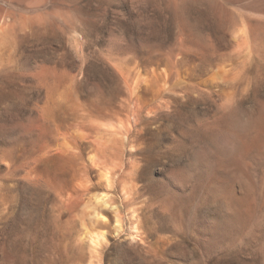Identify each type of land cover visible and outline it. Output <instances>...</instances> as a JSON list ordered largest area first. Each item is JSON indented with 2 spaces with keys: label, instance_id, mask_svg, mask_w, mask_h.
I'll list each match as a JSON object with an SVG mask.
<instances>
[{
  "label": "rangeland",
  "instance_id": "1",
  "mask_svg": "<svg viewBox=\"0 0 264 264\" xmlns=\"http://www.w3.org/2000/svg\"><path fill=\"white\" fill-rule=\"evenodd\" d=\"M120 14L117 13L116 16L117 19L122 20L123 25L119 23L112 32L106 27L74 23L70 27L65 26L64 29L58 28L56 32L58 35L54 39L32 40L29 38L17 41L11 39L14 42L6 40L0 43V264H59L60 259H64V264H264V207H262L264 204L261 196H258L260 195L258 187L261 182L262 166L254 162L251 166L253 169L248 168L254 178L249 174L248 178L242 171L247 170V167L236 168L234 174L230 171L231 169L226 171L229 168L225 166L222 169L223 164L220 166L222 157H224L221 151H226V146H231V143H228L232 138L228 140V137H233V134L231 132L232 135L228 136L229 131L232 130L235 136L241 127L243 130L240 129V133L245 132L249 124L248 120L244 122V119H248L250 113L244 114V111L251 112L252 105L249 102L241 104L238 100L239 96L230 100L219 97L211 99L208 96L209 99H207L195 91L199 79L212 73L213 67L210 63L225 66L231 59L230 57L236 54L235 50H238L234 39L236 27L200 28L199 38L182 46L177 41V36L183 32L182 28L176 26L137 27L130 22H124V15ZM163 35L167 38L164 39ZM142 37H150V39ZM178 47L182 49L179 50ZM186 47H188L187 50ZM176 52H182V55L178 56ZM167 55H170V58L176 57L173 59H177L176 61L180 64H185L178 65L181 77L174 75L168 83H165L160 79L159 74L165 67L164 62H166ZM209 58L214 60L209 62ZM120 63L125 67L123 69L130 79L136 76L134 78L141 80L142 84L149 82L151 87L153 84L152 88L155 91L157 89L167 90V92L162 90L165 93H158V90L155 93L160 94L161 100L158 101L168 105H162L161 110L159 108L154 110L151 107L147 110L146 105L142 107L143 109L140 108L142 110L138 115V127L153 130L146 133L145 138L134 133L131 137L133 140L125 139L126 145L120 141L117 144L118 149L113 142H108L111 147L107 148L110 152L107 158L100 156V151L93 147L86 150L84 154V156L87 154L85 163H88L90 156L93 155L105 162L109 160L108 165L121 161L124 167L122 169L124 174L120 173L122 176L118 174L119 178L116 176L117 178L113 179L114 185L101 181L100 186H97L99 177L89 182L92 193L95 188L103 189L101 191L105 193L108 192V197H111L110 202L113 201L112 204L117 205L124 222L123 231L118 233L114 230L112 235L114 237L97 252L90 246L89 238H80L74 229H69L74 231L70 234L69 232L63 234L56 232L54 201L52 200L54 195L48 185V177L39 170L44 163V160H41V151H43L41 147L49 137L43 128L45 124L53 123L56 130L54 138L56 141L60 139L61 143H68L69 139H71L69 142L72 141L74 135H78L79 130L85 131L91 142L93 141L92 143H96L99 137L105 141L103 136L107 138V129L104 126L101 129L95 128L97 124L113 121L119 123L128 114L132 115L135 109L134 104L128 100L127 85L118 69L115 68ZM121 64L118 67H122ZM46 65L51 68L57 67L60 73L65 71L63 82L54 92H52V86H48L49 83L46 85L48 80L45 81L43 75ZM155 71L156 73H153ZM158 72L160 73L157 74ZM145 78L148 79L145 80ZM184 94L185 97L182 98ZM151 95L153 94L143 95L145 101L143 105L155 97ZM56 100H62L63 104L70 102L75 107L80 106L82 110L75 109L83 111L82 115L84 114L87 118L83 120L80 117L76 122L71 116L72 121H70L71 118L67 111L62 112L67 120L49 116L44 109L48 105H56L54 103ZM233 101L235 108L236 106L240 108L239 111L236 109V112L241 111L235 114L236 116L226 113L228 107L226 111L223 107L227 104L229 106ZM241 108L244 109L243 115ZM222 111L224 115L229 114V118L224 116ZM244 115L247 117L243 119ZM230 116L232 118L234 116L235 120L232 118L230 120ZM243 123H247L248 126L245 125V128ZM100 130L105 133L103 136L97 133ZM236 130L238 132L235 134ZM93 133L94 135H90ZM117 137L121 139L120 136ZM226 138L229 141L227 145H225ZM121 155L123 158H120ZM205 161L211 165H208L209 167L213 166L212 168L219 176H216L215 172V183H212L214 185L210 186L209 192L207 194L204 192L203 195L202 190L199 194V189L197 191L192 182L189 184L187 179L199 166L205 165ZM220 168L221 171L225 170L224 172L227 173L221 172ZM240 170L244 177L240 176ZM185 171L189 172L188 175ZM220 173L223 174L220 175ZM225 174L226 177L222 178ZM228 174L231 176L229 178L231 181L224 183L223 181L228 179ZM251 177L254 180L256 178L255 183L250 179ZM243 178L247 181L245 182ZM216 179H219L220 184L223 183L224 186L219 185ZM119 184L122 186L127 184L132 195L125 197L123 192H120L122 186ZM250 185H253V188ZM90 189H81L82 194L79 193L80 196L78 194L77 197L71 199L76 202L73 207L74 211L71 208L72 213L70 210L65 213L64 220L72 222L76 219L77 225L80 224L78 228H81L83 221L80 211L84 207L85 200L87 201L92 195ZM248 189L253 191H251L253 195L254 192L258 194L257 198L254 196L257 203L253 201L254 204H252L251 201L243 198L246 197L244 193L245 195L250 194ZM232 191L236 193L233 194ZM236 194L242 197V200L244 199L241 204L244 207L250 204V212H254V214L246 213L247 215L242 212L244 216L239 214L241 215L237 216L239 219L244 217L240 219L242 220V223L239 222L240 225L237 222L239 219L232 214L233 206L236 205L232 197H238ZM48 195H51L50 198ZM230 201H234L235 205H232ZM90 209L89 206L85 210L90 212ZM232 216L235 217H233L234 220H237H232ZM88 218L89 216L85 217L86 220ZM134 221L135 224L139 222L141 225L144 222L149 223L153 231L165 237V252L162 251L165 254L160 252V255L156 257L147 245L138 243V239L133 240L132 236L130 237L132 226L135 225ZM59 237L64 238L62 249L65 256H61L55 249L54 244L59 242L57 241Z\"/></svg>",
  "mask_w": 264,
  "mask_h": 264
},
{
  "label": "bare ground",
  "instance_id": "2",
  "mask_svg": "<svg viewBox=\"0 0 264 264\" xmlns=\"http://www.w3.org/2000/svg\"><path fill=\"white\" fill-rule=\"evenodd\" d=\"M117 13L118 14L121 13L122 15H124V17H123L124 22L125 21H126V23L130 22L131 24H133L137 27H158V26H161L164 28V27L176 26V27L182 28L183 32L180 33L179 36H177V41L182 46L183 45L185 46V44L188 42H194L196 39H198L199 38L198 32L200 31L199 30L200 28H206L209 26H219V27H227V28H228V26H230V28H231V26L236 27V32H235L236 34L234 35L235 43L238 46V50H235V51H237L236 54L235 55L231 54L232 57H230L231 59H229L228 63L225 66L224 65L220 66V64L218 66L217 64L210 63V66L212 64V67H213L212 73L203 79H201V78L199 79V82L197 84L198 86L195 85L196 86L195 91H197L199 95H202L204 97L208 96L211 99H216V97H219L222 99L226 98V99L230 100V99H235L239 96L238 100H239V102H241V104L243 102L251 103V105H252V109H250L251 112L250 111H244V114L246 112L250 113L249 118L244 119L247 116L246 115L243 116L244 122H245V120H246V122L248 120L249 126L247 125V123H245V124L243 123L244 127H245V125L248 126L247 129L245 130L244 133L243 132L240 133V131H241L240 129H242L240 127L238 129L239 132H238V130L235 131V134H236V132H238L240 134L237 133L235 136H234V133L232 130L229 131L228 136L233 134V137L229 136L228 140H230V138H232L233 141L231 140L229 142L226 138L227 142L225 145H227V143L229 142L228 144L231 143V146L230 145H229L230 147L226 146V148H227L226 151L225 150L223 151L221 149L222 150L221 152H223L224 157L221 156L222 157V160H221L222 163L220 164V166L223 164L222 169H223V166H225V168H229V169H226V171L231 169L230 171L234 174H235L236 168H241V169L243 168L244 169L247 167V170L245 169L242 171H244L246 176L249 174V176L253 177V175L250 174V170H248V168L249 169L252 168L251 166L254 164V162H258V164H260L262 166V170L260 172V173H262L261 180H260L261 182H259L260 186L258 187L259 192H260L258 194H260V195H258L257 193L255 194V192H256L255 188H254V191H255L254 195H253V193H251L252 190L249 191V189H248L250 194L245 195V193H244V196H246V197H243V198H246L247 201L248 200L251 201V203L253 201H254V203H257V201L255 200V197L257 198V195H258V196H261L262 203L264 204V34H263L264 0H249V1H247V0H0V43L3 41H6V40H11V39H13V40L16 39V41L22 40V39H29V38L30 39L32 38V40L33 39H42L43 40V38H47V39L53 38L54 39V37L58 35V34H56L58 28L64 29L65 26L70 27L74 23L86 24V25H90V26H96L97 25L100 27H106L109 29V31L112 32V30L114 29V27L116 25L118 26L119 23H122L121 22L122 20L120 21L119 19H117V16H116ZM122 25H123V23H122ZM58 33H59V30H58ZM142 38L143 39H150V37L149 38L142 37ZM163 38L165 39V38H167V36L163 35ZM13 40H11V41L14 42ZM0 47H1V45H0ZM178 48H179V50L182 49V47H178ZM187 48L188 47H186V50H187ZM184 49H185V47H184ZM182 51H184V50H182ZM181 53L182 52L177 53V55L179 56ZM184 53L185 52H183V54ZM186 54H187V52H186ZM169 56L167 55V59L165 57V59H166V62H164L165 67L163 68L161 73L160 72L157 73V74L160 73L159 77H161L160 79L162 81H164L165 83H168V81L171 80V78L174 75L180 76V74H179L180 68L179 67L181 65L183 66L185 64V63L180 64L179 61H176L177 59L174 60L176 57H173L174 58L173 59V58H170ZM178 56H177V58H178ZM185 56L183 58H185ZM116 59L117 58H115V60ZM165 59H164V61H165ZM179 59H181V58H179ZM190 60L192 61V59H190ZM213 60L214 59L209 58V62L210 61L212 62ZM112 61L114 62V60H112ZM188 63H186V64H188ZM116 64H118V62H116ZM178 65H180V66H178ZM114 66H116V65H114ZM118 66H116L115 68L118 69L122 79H124V81L127 85L128 100L131 104H134L135 109L133 108L134 112H132L133 113L132 115H131V113L128 114V116L125 117V119L120 120L119 123L114 122V121L110 122V123H108V122L102 123L101 121H99L100 119H98V121L101 123L97 124L98 123L97 122L96 123L97 126L95 128L98 127L101 129V127L104 126L105 129H107L106 130L108 132V133L106 132L107 138L104 135L105 133L102 132L103 130H100L103 134L100 133V131L97 132V133L101 134L100 136L104 135L103 137H104L105 141L103 139H101V137H99L100 139L96 140V143L94 142L95 143L94 144V143H92L93 141L91 142L90 138L88 137V135L85 131H80L79 129H81V128H76L79 130L78 135L75 134L76 136L74 135V138L71 136L73 138V140L70 142H69V140H71V139L67 140L68 143H65V142L61 143L62 141L60 139H59V141H56L54 138V133H56L55 132L56 130L54 128L53 123L45 124V126L43 128L44 129L43 131L49 137H47V140L44 142V145L41 147L43 151H41L42 156L41 155L40 156L42 157L41 160L42 159L44 160V163H42L43 167L41 166L42 168H40L39 170L42 172V174H44L46 177H48L47 178L48 185L50 187L51 192H53V195H54V198L52 200L54 201V210H55V216H54L55 223L54 224L56 225L55 228H57V230L56 229L55 230H56V232L58 231L57 233L63 234L65 232H69V234H70V232L73 233L74 231H71L69 229H74L75 233H78L77 235L80 238L84 239L85 237H88L89 240L91 241L90 246H92L94 251H97V252L100 251L99 248L105 247V245H107L109 243V241L114 237V236H112L114 230L118 233L123 231V223L124 222H123L122 217H121L122 214L120 215V212L118 210L117 205H115V203L112 204L113 201L110 202L111 197L110 198L108 197V192L105 193L104 191H101L103 189L99 190L98 188H95L93 190V193H92V190L90 189V186H89V184L91 183L90 180L99 177L98 178L99 182H98L97 186H100L101 181L108 182V183H106L108 185L109 184L114 185V183L112 182L113 179L116 176L119 178L118 174H120V173L124 174V172L122 171V169H124L123 163H121V161H120V160H124V159H120L119 160L120 163L117 162V163L108 165L107 162L109 160H106V162H105V160H102L101 158L92 155L89 158V162L85 163L86 162L85 156L87 154L85 156H84V154H85L86 150L93 147L96 150L100 151V153H101V154H99L100 156H104L107 158V155H109V153H110V152H108L109 150L107 151V148L110 149L109 147H111L110 146L111 144L109 145V143L113 142L116 145L115 147H117V144L121 141L124 145H126L125 139L130 140V138L132 137V135L134 133L135 134L138 133L139 135H141V138H145L146 133H148L152 129L151 128L149 129L148 127H147L148 129L138 127V125H137L138 120H139L138 115L141 113V110L143 109L142 107H145V105H146L147 107H145V108H147V110L149 107H151V109L154 108V110H155V108L160 109L162 105H168V104H165L164 102L158 101V100H161V97H159L160 94L159 95L156 94L157 93L156 91L157 90L159 91V89H157V87H156L157 90L155 91V89L152 88L154 86L153 84H152V87H151V84H149V82L148 83L146 82V84L145 83L142 84L140 82L141 80H139L138 78H136V79L134 78L136 76H134L133 78L131 77L132 79H130L123 69L124 66L123 65H122V67H118ZM53 68H54V66H53ZM53 68H51L50 66L47 67V65H46V69H45L46 73L44 72V74H43L45 77V81L50 80L49 82L48 81L46 82V85H47V83H49L48 86H50V85L52 86V87L50 86L52 89V92L56 91L57 87L61 85V83L64 80V76H65L64 75L65 71L60 73L59 71H57L58 70L57 67H56L57 69L56 68L53 69ZM176 69H178V70H176ZM153 73H156V71ZM157 74H156V77H158ZM151 75H153V74H151ZM145 76H146V74H145ZM201 76H203V75H201ZM41 77H42V75H41ZM147 79L145 78V80H147ZM160 79H159V81H160ZM164 82H163V87L165 88L166 86H164ZM161 87H162V85H161ZM162 90H164V89H162ZM162 90L159 91L158 93L163 92ZM168 90H169V88H168ZM164 91L167 92V90H164ZM197 92H196V94H197ZM149 93L153 94L151 96H154V95H155V97L158 96L159 99H157L158 97L156 99H154L155 97H153L152 100H148L149 102L147 101L149 106L147 105V102H146V104L143 105V101H144L143 95L145 94V96H146V94H149ZM163 93H165V92H163ZM186 95H188L187 92H186ZM189 95H191V94H189ZM183 97H185V94L182 96V98ZM208 97H207V99H209ZM163 98H165V97H163ZM176 98H178V97H176ZM57 100H59V99H57ZM57 100H56V102L54 101V103H56V105L51 104V105H48L45 107L44 110H45V112H47L49 114V116L50 115L52 117L57 116V118H59L60 120L62 118L67 120V117L64 116V114L62 113V112L67 111L69 117L71 118V116H72L73 120H75V121L78 120L80 117L83 118V120L85 118H87V117H84V114L82 115L83 111L82 112L80 111V110H82L79 108L80 106L75 107V105L70 103V102H68V103L66 102L65 104H63L62 100H60V101H57ZM146 100H147V97H146ZM238 100H237V102H238ZM234 101H233V103L231 102L232 104H230L229 106L227 103H226L227 106H223V107H225L224 111H226V107H228L226 113L228 112L230 115H235V114H238L241 112V111L236 112V109H238L239 106H236V108H235L234 104L236 101L235 102ZM144 103H145V101H144ZM141 105H143V106H141ZM236 105H237V103H236ZM75 108H79L80 110L75 109ZM140 108H142V109H140ZM154 110H152V112ZM239 110H240V108L238 109V111ZM243 110L244 109H242V115H243ZM226 113L224 115V112H223V115L226 117L228 116L227 118H229V114L227 115ZM72 118L70 121H72ZM94 118L97 119V117H94ZM231 118L232 117L230 116V120H231ZM88 119H87V121H88ZM140 119H141V117H140ZM224 119H225V117H224ZM206 120H205V122L208 123V121H206ZM232 120H235L234 116H233ZM212 122H213V120H212ZM223 122H225V121H223ZM204 123L202 122V124H204ZM214 123H212V124H214ZM233 124L235 127V123H233ZM243 125H241V126L243 127ZM214 126H213V128H214ZM77 127H79V126L77 125ZM194 127H196V126H194ZM206 129H208V128L206 127ZM93 130H95V129H93ZM216 131H218V130H216ZM231 132H232V134H231ZM242 133H243V135H242ZM108 134H109V136H108ZM90 135H94V133L90 134ZM117 136H120L121 139H119ZM88 138L90 141L88 140ZM136 138H139V137H136ZM58 142H60V143H58ZM133 142H135V141H133ZM114 144H112V145L114 146ZM124 145H122V147ZM222 146L224 147V145H222ZM118 147H119V145H118ZM118 147H117V149H118ZM125 148H127V147H125ZM220 148H221V146H220ZM120 149H119V152H120ZM217 149H219V148H217ZM111 150L113 151V148ZM122 150H123V148H122ZM107 152H108V154H107ZM111 157H112V155H111ZM120 158H123L122 155L120 156ZM200 160H202V159H200ZM209 163H211V162H209ZM217 163H218V161H217ZM204 164L207 166H205V165H203L204 167L199 166V168H197L196 171L194 173H192L191 176H189L190 180H189V178L187 179L185 177V174H183L184 178H186L189 181V184H190V182H192L194 188L197 191L199 189V194H200V190H202L201 193H203V195H204V192H205V194H207L209 192V189L211 188L210 186L214 185L212 183L214 182L215 174L217 173L212 168L213 166L209 167L211 165L207 164V162ZM211 168L214 170V172ZM222 169L220 168V171ZM257 170H258V168H257ZM224 171H221V172L227 173ZM240 172H241V170H240ZM251 172H253V170ZM186 173L188 175L189 172H186ZM232 173H230V174H232ZM236 173H237V170H236ZM222 174L220 173V175H222ZM237 174H239V172ZM83 175L86 178H84ZM217 175H218V173L216 174V176ZM120 176H122V175L120 174ZM229 176H227L228 179L225 178L226 181L225 180L224 181L222 180V181L224 183L225 182L227 183V181L230 182L231 180L229 178H231V176L230 177ZM240 176H243L242 172H241ZM41 177H42V175H41ZM223 177H226V174L224 176H222V178ZM233 177H232V179H233ZM252 177L250 179L254 180L253 179L254 177L253 178ZM122 178H124V177H122ZM219 179L221 180V176L219 177ZM235 179H236V177H235ZM119 180H121V178ZM218 180L216 182H219ZM243 180H244V178H243ZM255 180H256V178H255ZM255 180L253 181L254 183H255ZM257 180H259V178ZM246 181H247V179H246ZM249 182L253 183L251 180H249ZM220 183H221V181L219 182V185L224 186V185H222L223 183L222 184H220ZM120 186H122V185H120ZM91 187H93V186L91 185ZM105 187H106V185H105ZM250 187L253 188V185H250ZM99 188H102V187H99ZM81 189H86V190L90 189L92 195L89 194L90 197L88 198L87 201L85 200L84 207H83L82 211H80L81 212V218L83 221H82L81 228H78L79 227L78 225H80V224L78 223V225H77L76 219H75V221L70 222L71 221L70 220L68 222V220H64V218L66 216L65 213L69 210L71 212V208H73L75 203H76V202H73L71 199L74 197H77V195L81 192ZM234 190H235V188H234ZM235 191H237V190H235ZM120 192H123V195L127 198L130 197V195H132V194H130V191L127 187V184L126 185L123 184ZM224 192H225V189H224ZM235 193L236 192H233V194H235ZM80 194H82V193H80ZM80 194H79V196H80ZM51 195H48L49 198ZM53 195H52V197H53ZM236 196H238V197H234V196L232 197V195H231V197L236 202L235 203L236 205H235L234 201L233 202L230 201L232 203V205H235V206H233L234 210H232V211H234V212H232V214H234L235 217L243 215V214H241L242 212H245L244 215H247L250 213L254 214V212H250V208H249L250 204H248V207H244L242 205L243 204L242 201H244V199L242 200V197L240 198V196L237 194H236ZM227 199H229V198H227ZM259 202L261 203V201H259ZM254 203H252V204H254ZM89 206L91 207V209H90L91 211L87 212L88 210L86 211L85 209H87ZM255 206H257V205H255ZM262 207H264V206H262ZM254 208H256V207H254ZM73 211H74V208H73ZM70 212H68V214ZM259 212H260V210H259ZM239 214H241V215H239ZM253 214H251L252 217H253ZM86 216L87 217L89 216L88 220L85 219ZM233 217L234 216H232V220H234V218H235V217L234 218ZM247 217H249V216H247ZM242 218H244V217H242ZM242 218L240 217V219H242ZM107 219H109V220H107ZM240 219H239V221L237 219H235L234 221L237 220L238 224L240 225V223H242L241 222L242 220L240 221ZM72 220H74V219H72ZM150 221H151V219L149 220V223H150ZM149 223L147 224L146 222H144V224L142 223V225H141L139 222L135 224V221H134L135 225L132 226L130 237L132 236L133 240L138 239L137 240L138 243H143V244H145V246L147 245L149 247V249H151V251L153 252V255L158 257L160 255L159 253L165 250L166 239H165V237L163 238V237L159 236L158 233H156L157 231H153V228ZM112 226H113V228H112ZM260 227H262V226H260ZM98 228H100V229H98ZM106 229H108V230H106ZM55 237H58V236H55ZM63 240H64L63 237H59V240L57 239V241H59V242L54 244L55 249L61 254V256L62 255L65 256L64 250L62 249L64 247L63 246L64 245ZM142 247H143V245H142ZM162 254H165V253L162 252ZM100 255L102 256V254H100ZM60 261H61V263H59V264H64V259H60ZM77 262H78V260H77Z\"/></svg>",
  "mask_w": 264,
  "mask_h": 264
}]
</instances>
